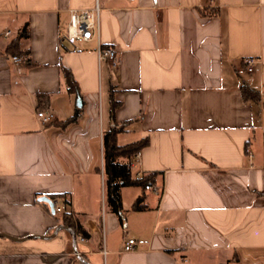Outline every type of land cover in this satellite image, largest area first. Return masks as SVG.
Returning a JSON list of instances; mask_svg holds the SVG:
<instances>
[{"label": "crops", "instance_id": "crops-1", "mask_svg": "<svg viewBox=\"0 0 264 264\" xmlns=\"http://www.w3.org/2000/svg\"><path fill=\"white\" fill-rule=\"evenodd\" d=\"M97 2L98 36L74 49L70 9ZM26 24L18 55L8 46ZM100 46L117 48V66ZM243 83L261 99H243ZM123 122L120 144L149 140L132 175L156 173L162 191L122 187L121 221L102 136ZM59 193L93 264H264V0H0V264H85L38 198ZM133 237L148 242L126 250Z\"/></svg>", "mask_w": 264, "mask_h": 264}, {"label": "trees", "instance_id": "trees-1", "mask_svg": "<svg viewBox=\"0 0 264 264\" xmlns=\"http://www.w3.org/2000/svg\"><path fill=\"white\" fill-rule=\"evenodd\" d=\"M203 15H207L206 12L201 11ZM27 24L21 31V33L16 37V39L8 46V50L12 52H17V54L26 55V51H20L19 48V39L20 37L27 34ZM63 68L64 76L68 84V90L73 93H79L80 89L78 83L73 77L71 69ZM241 92L243 99L248 100L252 99L258 101L261 99L259 91H256L250 88L246 83H243L241 86ZM43 95H38L39 101L43 99ZM118 101L114 98L111 99V117L114 119L115 107L117 106ZM80 114V108L75 109V113L72 117L59 121L60 125H66L75 121ZM129 122L115 123L111 128L103 132V167L105 173V196L106 204L108 208L120 216L121 221L123 220L125 210L123 209V201L121 196V189L124 186H129L131 184H136L145 189L146 183H155L156 173L146 174L140 179L134 178L132 175V167H130L129 162L130 158L133 156L136 151L141 150L145 144L148 143V138H144L138 141H133L128 144H120L118 141V134L125 130ZM50 197L54 201H59L62 198L65 204H70V198L65 193L53 194ZM144 197H138L132 204L131 210H141L143 209ZM56 218L62 223L74 230V232L81 233L85 238L88 237L87 232L79 225H76V222L73 219L71 211L64 209L63 211L54 213Z\"/></svg>", "mask_w": 264, "mask_h": 264}, {"label": "built area", "instance_id": "built-area-1", "mask_svg": "<svg viewBox=\"0 0 264 264\" xmlns=\"http://www.w3.org/2000/svg\"><path fill=\"white\" fill-rule=\"evenodd\" d=\"M100 12L101 8L99 3L93 7L90 8H83V9H70V17L69 22L67 24L66 33L63 36V39H65L68 44L74 48L79 49L80 45L83 44L86 41H90L93 39V37L96 35L98 36L99 29H100ZM100 58L109 61L112 66H117L119 63V52L117 51V48L115 46H100L99 51ZM13 60L15 62H20L21 57L14 55ZM245 62L248 64L249 70H251L254 66L255 58L249 57L245 59ZM38 117L41 119L42 122L51 121L53 118V114L48 111H38ZM142 158V152L141 150L136 151V153L133 154V156L130 158L129 165L130 167L137 166ZM144 175H142V172L139 170L136 172L134 178L140 179ZM148 189L152 192H155L157 194H160L162 191L161 187L157 186L155 183H146L145 184V190ZM55 202V211L61 212L64 209L69 210L70 204H65L64 202L54 201ZM71 211V210H70ZM76 239L81 241H86L85 237L79 233L76 232ZM148 240L142 239V238H129V240L126 242V250H133L134 248H137L139 246H142L144 244H147ZM104 252V251H103ZM80 254V252L78 251Z\"/></svg>", "mask_w": 264, "mask_h": 264}, {"label": "water", "instance_id": "water-1", "mask_svg": "<svg viewBox=\"0 0 264 264\" xmlns=\"http://www.w3.org/2000/svg\"><path fill=\"white\" fill-rule=\"evenodd\" d=\"M39 201H43V202H47L49 204L50 210L51 212L55 213V202L54 200L49 196V195H41L38 197ZM61 228H67V226L65 225H60ZM72 235H73V240H74V253L78 255V257L85 263V264H93L91 262H89L82 254L78 253V249H77V240H76V232H74V230L71 229ZM1 236L5 235V234H0ZM51 235H46V236H42V237H49Z\"/></svg>", "mask_w": 264, "mask_h": 264}]
</instances>
